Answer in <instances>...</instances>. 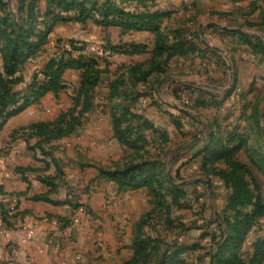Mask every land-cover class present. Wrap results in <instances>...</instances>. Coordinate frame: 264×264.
Listing matches in <instances>:
<instances>
[{"label":"rangeland","instance_id":"374dc122","mask_svg":"<svg viewBox=\"0 0 264 264\" xmlns=\"http://www.w3.org/2000/svg\"><path fill=\"white\" fill-rule=\"evenodd\" d=\"M55 1L0 0V104L9 102L8 96L17 93L18 104L7 106L3 113L20 106L31 90L49 80L53 64L60 60L96 63V85L81 92L78 88L85 69L63 70L59 78L62 88L46 93L44 96H49L42 108L43 112L53 110V116L60 112L53 122L63 116L59 122L62 135L33 137L34 145L28 148V155L33 153L37 164L35 171L44 175L39 179L44 188L33 198H49L45 192L50 189L45 182L48 178L60 181L58 187L54 183L53 192L65 189V199L56 202H65V264H255L253 247L264 239V175L252 160H264V77L262 85L254 87L251 83L236 92V96L245 97L241 102L234 101L219 111L215 104V113L208 108L211 104L203 105L208 109L202 113L195 110L203 119L202 126L190 118L170 121L168 112L163 111L162 116L154 113L152 91L158 79L151 76L145 83H135L128 75L131 66L146 63L149 55L130 58L125 46L107 42L115 33L95 26L92 20L79 23L75 8L61 9ZM221 2L111 0L124 11L144 13L148 9L165 14L168 41L178 31L184 40L197 26H206L212 12L222 9ZM241 4L233 0L224 6L235 12ZM22 32L33 34L28 46L14 57L15 73L7 76L2 55L13 51ZM262 46L255 48L257 56L264 54ZM111 47L119 48L114 51ZM225 60L231 68L227 57ZM228 75L231 77L227 80L234 84L232 68ZM245 75L249 84V71ZM90 78H94L93 73ZM118 79L121 85L111 91V83ZM84 99L87 107L83 111ZM173 103L182 107L178 100ZM113 112L119 117L120 130L132 131L130 146L116 140ZM211 120L217 135L208 140L205 122ZM137 129L142 130L140 140ZM24 137L25 134H11L0 138V143L8 145ZM233 148L236 150L230 157L244 165L235 177L247 190L250 206H231L235 184L227 181L230 168L211 156L218 149ZM222 150L219 152L223 154ZM139 163L147 164L144 174L156 181L146 189L128 190L117 182L98 181L99 176ZM256 202L258 207L254 206ZM16 204L17 201L10 203L14 210ZM246 215L249 218L242 220ZM237 219L247 222V232L229 251L223 244L229 237L228 227Z\"/></svg>","mask_w":264,"mask_h":264},{"label":"crops","instance_id":"0c3cea01","mask_svg":"<svg viewBox=\"0 0 264 264\" xmlns=\"http://www.w3.org/2000/svg\"><path fill=\"white\" fill-rule=\"evenodd\" d=\"M231 1L233 2V0H222V9L212 12L211 20L206 26L199 25L193 29L194 31L188 33L187 38L195 45L196 50L175 57L166 70L169 77L154 75L158 79L152 91L153 109L157 116L166 111L170 121L175 118L178 121L190 118L194 119V123L202 126L203 119L195 110L198 109V112L202 113L210 108L209 110L215 113L217 111L214 108L215 104L218 105V111L222 110L234 101L238 103L245 99L243 96H236L237 91L244 90L251 83L254 87L262 85L264 54L257 56L254 49H251V45H264V25L262 24L264 0H238L242 4L241 8L235 12L228 6H224ZM164 20L165 17L159 19L163 30ZM106 29L116 34L109 41L107 40L112 46L128 48L130 45H144L148 49L154 47L155 35L152 32L123 30L119 27ZM137 55L139 54H132L130 58L134 59ZM225 57L228 58L232 73L236 76L234 84H231L229 80L231 76L228 72L231 68ZM177 60L182 62L177 63ZM245 71H249L251 75L249 84H247ZM227 77H229L228 80ZM158 89L165 92L163 94L165 98L160 95ZM48 96L49 94L39 103L32 104L18 115L9 118L0 128V138L3 139L15 133L21 137L25 134L24 138L8 145L0 143L3 149L0 154V264H65V226H63L65 225L63 223L65 202L55 204L57 200L65 199L62 198L65 197V189L62 191L58 188L59 191L56 190L49 195V199L54 200L53 204L34 201L33 197L44 188L39 182L44 175L35 171L37 164L32 159L33 153L28 155V148L31 149L34 145L31 131H29L30 126L52 122L60 113L53 116V110L42 111ZM177 100L182 103V107L173 103ZM202 104L211 105L203 109ZM37 108H41V111ZM205 125H208L209 133L206 136L210 140L215 134L217 135L216 124L211 120L206 121ZM141 131L140 129V134ZM154 131L157 129L154 128ZM165 133L164 131L163 134ZM64 165L62 161L65 174ZM28 167L31 170H25ZM98 181L115 183L103 176H99ZM58 183L60 181L56 180L57 187ZM114 188L115 191H119L117 186ZM2 196L17 201L16 210L12 214L8 213L5 221L1 207L3 210L7 207L1 200ZM18 228L23 229L24 239L13 241L9 233ZM3 229L7 232L6 235L1 233ZM31 236L35 237L36 241H29ZM44 244H47V247Z\"/></svg>","mask_w":264,"mask_h":264},{"label":"trees","instance_id":"16d2710c","mask_svg":"<svg viewBox=\"0 0 264 264\" xmlns=\"http://www.w3.org/2000/svg\"><path fill=\"white\" fill-rule=\"evenodd\" d=\"M54 1V0H53ZM56 6L59 8L65 7H73L78 12V22L85 23L88 20H92V23L95 25H99L101 27H119L123 30H132V31H149L155 35V43L154 47L148 49L144 45H130L128 48H125V53L128 55L132 54H148L149 59L146 63L135 64L128 69V75L131 77L135 83H145L148 81L151 76L161 75L162 73H166L169 63L177 56H182L186 53L193 52L196 50L195 45L185 36L184 40L182 39L181 32H177V34H173V37L168 41L166 39V33L160 26L159 19L165 17V14H161L158 11L149 12L147 9L144 13L140 12H129L124 11L121 8L113 3L111 0H104V2H100L99 0H56ZM100 17V21H99ZM53 20H57V16L53 17ZM61 21H64V18H60ZM262 24L264 25V17ZM22 37H20L19 42L14 44V48L12 52L8 54L2 55V61L4 66V73L8 76L14 74L16 71V60L14 58L18 56L19 52L26 46H28V39L32 36V32L30 34H25L22 32ZM252 48L262 49V45H251ZM119 47H111V50H118ZM14 52V53H13ZM15 59V60H14ZM54 71L52 76L49 78L47 82H44L40 85L36 90H31L29 95H26L22 104L17 108L11 110L7 114L3 112L6 110L7 106H15L19 102V94L13 93L9 97V102H2L0 104V128L6 123V121L18 115L22 111H24L27 107L32 104L38 102V100L44 96L48 92H57L62 88L61 83L59 82V78L65 69H85L84 73L80 79V85L78 88V92L82 90H87L92 86L96 85L95 80H97V76L99 72L97 71V66L95 61L89 60L85 61L84 59L79 60H60L57 64H53ZM94 74V78H90V74ZM121 82L118 80H114L111 83V91H117ZM32 89V87H31ZM204 105V104H202ZM87 102L84 99L83 101V111L86 110ZM3 108V109H1ZM80 113V112H79ZM63 116L61 115L58 118V122H46V123H38L30 126L29 131H31L32 137H42L43 134H53L55 136L62 135V130L59 128V122ZM111 120L113 124V133L115 135L116 140L122 145H131L130 137L132 135V131L129 129L120 130L119 117L115 112L111 114ZM136 134L138 136V140L142 137L140 134V129L136 130ZM222 149H218L216 152L212 153V159L214 160H223L228 167L230 168V177L227 181L233 182L235 184L234 188V197L230 199L231 206H242L249 205L250 206V198L246 195L247 190L244 189V185L241 183L242 181L237 180L235 177V173L238 171L244 170V165L236 160H233L230 156L235 152V148L233 149H225L223 154L220 153ZM222 154V155H220ZM252 160V159H251ZM252 163L255 167L261 171L264 175L263 164L264 160L259 158V160H252ZM147 166V164H135L126 168L121 172H113L106 174V178H110V180L115 181L119 184L123 189L130 190H138V189H146L151 186V184L156 183L153 180V177L149 174H144L143 168ZM25 170H31V168H27ZM227 174V173H226ZM225 175V174H224ZM56 178H48L45 181L50 189L46 192L49 195L53 193L55 188ZM236 181V182H235ZM241 192V193H240ZM237 193V196L235 194ZM34 201H44L53 204L49 198H33ZM57 204V203H55ZM58 205V204H57ZM258 207V202L254 205ZM2 217L5 221L8 217V212L1 207ZM248 215L243 217L242 220L248 219ZM242 220H235L234 225L228 227L229 237L225 240V246L229 251L235 244L236 240H242L244 235L247 232L246 223H243ZM252 261L255 264H261L264 261V239L259 240L255 243L253 247Z\"/></svg>","mask_w":264,"mask_h":264},{"label":"built area","instance_id":"2783aa9c","mask_svg":"<svg viewBox=\"0 0 264 264\" xmlns=\"http://www.w3.org/2000/svg\"><path fill=\"white\" fill-rule=\"evenodd\" d=\"M1 200L4 202V204L6 203L7 205V208H6V211L9 213V214H12L14 212V207L10 205V203H12V200L6 196H2ZM1 233L3 235H6L7 232L3 229L1 231ZM11 235V238L12 240H22L24 239V234H23V229L21 228H18V229H15L13 230L11 233H9ZM29 241L31 242H34L36 241L35 237L31 236ZM44 246L47 247V244H44Z\"/></svg>","mask_w":264,"mask_h":264}]
</instances>
